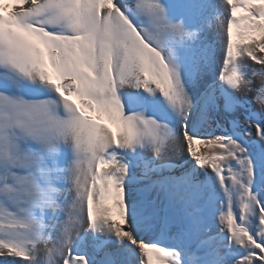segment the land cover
I'll return each instance as SVG.
<instances>
[{
    "label": "snow or ice",
    "instance_id": "obj_1",
    "mask_svg": "<svg viewBox=\"0 0 264 264\" xmlns=\"http://www.w3.org/2000/svg\"><path fill=\"white\" fill-rule=\"evenodd\" d=\"M0 264H264V0H0Z\"/></svg>",
    "mask_w": 264,
    "mask_h": 264
},
{
    "label": "bare ground",
    "instance_id": "obj_2",
    "mask_svg": "<svg viewBox=\"0 0 264 264\" xmlns=\"http://www.w3.org/2000/svg\"><path fill=\"white\" fill-rule=\"evenodd\" d=\"M250 96L252 95L251 93L249 94ZM254 107L258 108L259 106L258 105H254ZM174 160H179V158H173Z\"/></svg>",
    "mask_w": 264,
    "mask_h": 264
}]
</instances>
